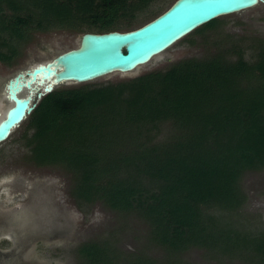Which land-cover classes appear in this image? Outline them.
<instances>
[{"label":"trees","instance_id":"trees-1","mask_svg":"<svg viewBox=\"0 0 264 264\" xmlns=\"http://www.w3.org/2000/svg\"><path fill=\"white\" fill-rule=\"evenodd\" d=\"M152 1L0 0V62L12 63L33 32L126 28ZM18 141L33 164L70 175L77 206L140 219L161 254L93 238L76 246L74 264H194V250L200 264H264V227L241 231L225 219L246 201L242 175L264 169V38L240 36L114 82L56 86Z\"/></svg>","mask_w":264,"mask_h":264},{"label":"rangeland","instance_id":"rangeland-1","mask_svg":"<svg viewBox=\"0 0 264 264\" xmlns=\"http://www.w3.org/2000/svg\"><path fill=\"white\" fill-rule=\"evenodd\" d=\"M173 0H153L148 11L137 15L124 31L143 24L165 9ZM215 30L190 33L128 73L111 74L84 82L58 86L98 85L161 69L184 57H201L240 36L264 38V2L220 17ZM85 31L56 29L33 32L10 64L0 62V116L9 106L4 95L8 78L19 70L50 59L61 51L77 46ZM93 32V31H92ZM23 121L0 143V264H74L76 246L88 239H106L122 253L146 252L160 256L146 241L145 224L131 214L111 211L100 203L79 207L69 194L71 178L57 166H38L31 162L18 135ZM240 185L246 201L225 219L241 231L264 227V169L245 172ZM186 259L204 262L200 251ZM245 263V261H243ZM239 264V262H234Z\"/></svg>","mask_w":264,"mask_h":264},{"label":"water","instance_id":"water-1","mask_svg":"<svg viewBox=\"0 0 264 264\" xmlns=\"http://www.w3.org/2000/svg\"><path fill=\"white\" fill-rule=\"evenodd\" d=\"M264 0H174L145 23L124 31L83 32L75 47L19 70L4 85L9 106L0 116V143L38 100L62 83H84L146 64L202 24Z\"/></svg>","mask_w":264,"mask_h":264}]
</instances>
